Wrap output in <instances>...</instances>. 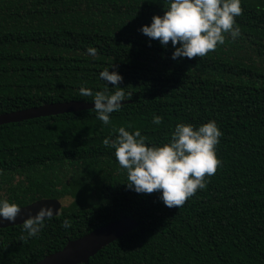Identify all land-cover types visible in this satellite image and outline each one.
Masks as SVG:
<instances>
[{
	"label": "trees",
	"instance_id": "obj_1",
	"mask_svg": "<svg viewBox=\"0 0 264 264\" xmlns=\"http://www.w3.org/2000/svg\"><path fill=\"white\" fill-rule=\"evenodd\" d=\"M168 6V0H0V113L92 102L79 89L104 91L105 69L123 77L126 94L110 125L93 108L0 125V199L22 207L71 198L35 237L21 240L22 223L0 228V264H32L122 217L138 225L90 264H264V0H241L239 36L226 33L224 44L192 59L173 60L170 41L165 49L138 31ZM115 90L109 84L108 93ZM210 120L222 132L216 145L222 165L179 209L166 207L159 192L129 189L115 149L103 144L124 127L161 146L177 124L198 128Z\"/></svg>",
	"mask_w": 264,
	"mask_h": 264
},
{
	"label": "clouds",
	"instance_id": "obj_2",
	"mask_svg": "<svg viewBox=\"0 0 264 264\" xmlns=\"http://www.w3.org/2000/svg\"><path fill=\"white\" fill-rule=\"evenodd\" d=\"M168 5L163 16L154 15L150 25H143L138 31L150 40H158L165 49L170 41L173 60L204 57L225 43L226 33L232 38L240 34L235 18L242 15L241 0H168ZM87 52L92 57L97 55L96 48L90 47ZM99 76L105 81L104 91L81 87L79 93L92 97L97 119L110 125V115L119 112L125 100L126 94L120 87L123 77L109 69L101 71ZM109 84L116 89L112 94L108 93ZM161 122V117L153 116V124L159 126ZM114 131L118 136L105 138L103 144L115 149L118 164L127 172L129 189L138 194L159 192V199L168 208L179 209L198 190H204L206 177L213 176L222 165L216 154L222 132L214 120L198 128L177 124L170 141L161 146L146 144L139 130L130 133L120 127ZM20 209L17 204L0 199V221H15ZM55 215L51 206H41L34 216L29 215L23 221L26 236L21 240L37 236L45 222ZM62 226L70 228V220L66 218Z\"/></svg>",
	"mask_w": 264,
	"mask_h": 264
},
{
	"label": "water",
	"instance_id": "obj_3",
	"mask_svg": "<svg viewBox=\"0 0 264 264\" xmlns=\"http://www.w3.org/2000/svg\"><path fill=\"white\" fill-rule=\"evenodd\" d=\"M94 108L92 102L68 100L44 103L39 106L0 113V125L16 123L41 116L57 115ZM71 198H44L20 207L15 221H0V228L21 224L29 215L34 216L41 206H51L58 214L61 207L70 203ZM138 223L131 217H122L116 221L95 228L82 237L68 240L60 249L45 255L32 264H90L89 259L109 243L132 231Z\"/></svg>",
	"mask_w": 264,
	"mask_h": 264
}]
</instances>
